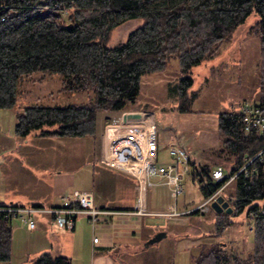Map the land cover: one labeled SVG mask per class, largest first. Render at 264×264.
<instances>
[{
  "label": "trees",
  "instance_id": "16d2710c",
  "mask_svg": "<svg viewBox=\"0 0 264 264\" xmlns=\"http://www.w3.org/2000/svg\"><path fill=\"white\" fill-rule=\"evenodd\" d=\"M251 13L261 39L260 100L264 101V0H0V108L17 103L18 85L37 70L63 75V90H93L89 102L31 103L17 109L15 132L42 135L98 134L100 111L120 112L139 92L144 73L165 70L177 54L180 75L174 90L182 110H189L193 66L213 56ZM142 16L126 38L110 44L114 28ZM219 134L236 169L264 145L256 127L245 129L240 111L219 114ZM212 166L191 160V171L204 197L221 184ZM235 190L224 193L233 210L215 211L216 233L233 223V214L264 201V167L237 175ZM193 210L191 212H199ZM246 212V213H247ZM252 249L234 256L222 241L202 250L194 264H264V216L252 220ZM12 229L0 216V262L9 264ZM30 264H72L65 254L41 252Z\"/></svg>",
  "mask_w": 264,
  "mask_h": 264
},
{
  "label": "rangeland",
  "instance_id": "374dc122",
  "mask_svg": "<svg viewBox=\"0 0 264 264\" xmlns=\"http://www.w3.org/2000/svg\"><path fill=\"white\" fill-rule=\"evenodd\" d=\"M257 19L258 15L251 13L213 56L193 66L194 82L190 87L189 110L179 108V96L173 88L181 73L177 54L169 56L165 70L143 74L139 92L134 100L128 102L127 107L155 111L160 143H164L160 150L161 159L168 158L166 146L170 139L176 138L194 154L199 165L208 163L209 166H216L221 163L224 170L230 171L233 159L230 153H225L219 134V114L224 110L241 111L244 103L260 100L261 39L252 26ZM142 21L143 17L138 16L117 25L109 43L117 44L124 40L129 30ZM62 80L63 75L58 72L44 73L37 70L21 78L17 103L12 107L0 108V202L15 201L10 199L8 193L19 195L50 191L53 187L51 183L55 185L54 173L60 168L67 173L68 184L73 181L68 187L69 191L85 187L97 189L93 183V169L98 153L96 134L48 136L40 134L39 130H32L25 141L23 135L15 132L17 109L27 104L39 102L65 105L89 102L94 98L93 90H63ZM115 113L100 111L98 128L103 129L108 121L106 115ZM153 177L160 180V176ZM49 178L50 183L47 182ZM181 182L184 191L177 197L171 194L172 185L169 183L157 186L160 204L152 207L167 209L176 206L184 209L205 199L200 183L195 182L190 173L185 174ZM235 186L233 180L225 186L223 192L234 191ZM256 201H264V197ZM246 212L247 207L233 214V223L220 234L216 233L212 206L206 211L190 212L189 224L179 230L169 228V234L164 237L166 245L173 244L170 264H194L202 250L218 241L224 244L228 242L227 249L232 255L246 256L253 244V235L249 230L250 218ZM30 231L24 225L17 229L12 264H29L25 251L33 245L30 242ZM157 243H151L150 246ZM150 246L142 248V251L147 252ZM119 253L125 255L127 252L122 249ZM132 261L137 264L136 259Z\"/></svg>",
  "mask_w": 264,
  "mask_h": 264
},
{
  "label": "crops",
  "instance_id": "0c3cea01",
  "mask_svg": "<svg viewBox=\"0 0 264 264\" xmlns=\"http://www.w3.org/2000/svg\"><path fill=\"white\" fill-rule=\"evenodd\" d=\"M131 109L133 108L131 107ZM115 114L106 115L105 119L107 118L108 121L105 125L112 120ZM98 129L99 132L96 136L98 153L96 154V163H94L93 183L96 184L99 192L97 194V189L94 188L85 187L83 189H93L95 203L98 206L114 209L132 208L137 197V178L128 172L102 162L99 149L100 132L102 129ZM30 134L31 132L24 136L26 138L25 141L28 140ZM159 144L161 146L160 150H162L164 143H160V138ZM184 148L189 153L191 160L196 161L194 154L189 152L186 147ZM165 150L168 151V158L161 159L159 151L161 162H168L173 159V155L169 149ZM214 167L215 165L212 166V168ZM65 174L67 173L63 168L58 169L54 173L55 185L51 183L53 187L46 193H19V195L8 193V196L11 200L20 201L25 204H40L46 207L61 204L62 195L73 184L72 180L68 184L69 180L66 179ZM190 175H192V179L195 182L199 183L192 173ZM158 176H160V180L153 177L147 187V202L150 206L160 204L159 188L157 186L167 184L163 176L156 175V177ZM47 182L50 183L51 179H47ZM170 192L173 194L172 190ZM34 214L37 220L34 228H29L26 222L20 218L18 220H15V218L10 220L12 238L9 264H12L14 235L22 225L31 230L32 234L30 242L33 245L25 251L26 259L30 260H28L29 264L44 251L68 255L71 258L72 264H135V261H132V259H136L137 264H170L174 251L173 244L169 243V246L166 245L164 237L169 234V228L179 230L184 225L189 224L190 220L189 215L173 217L171 219L153 215H143L135 218L127 213L117 211L103 213L101 219L94 227L85 215L77 216L73 225L58 226L50 211L37 210ZM159 229H166L167 235L158 240L156 245H145L143 241ZM96 233L99 235L98 241H94L93 239ZM146 246L150 247L144 253L142 248ZM122 249H126L127 253L125 255L119 253ZM3 263L0 262V264Z\"/></svg>",
  "mask_w": 264,
  "mask_h": 264
},
{
  "label": "built area",
  "instance_id": "2783aa9c",
  "mask_svg": "<svg viewBox=\"0 0 264 264\" xmlns=\"http://www.w3.org/2000/svg\"><path fill=\"white\" fill-rule=\"evenodd\" d=\"M129 111H139L140 116L125 118L124 114ZM245 129L249 131L256 127L264 134V101L253 103L246 102L241 111ZM167 147L173 155L168 162L159 160L158 130L156 114L149 109H122L112 120L106 124L100 132V159L103 163L118 168L134 175L137 178V197L135 204L129 209H114L101 207L95 203L93 189H75L62 195V203L46 207L40 204H25L21 202H0V216L8 219L21 218L29 228H34L37 220L34 212L37 210L50 211L58 226L73 225L76 217L85 215L93 224L102 217L103 213L124 212L132 217L153 215L166 218L181 217L188 215L193 210L206 211L211 202L223 192L225 186L233 181L240 173L249 174L258 169V163L264 167V145L252 155L246 156L244 163L230 171L224 170L223 164H217L212 168V176L222 184L203 201L193 207L180 209L176 206L167 209L154 208L147 202V187L151 178L156 175L165 177V181L172 185V193L176 197L184 191L181 182L185 174L191 171V158L186 149L176 139H171ZM250 220L257 216H264V203L250 207L246 213ZM254 228L251 221L249 229ZM98 241L97 234L93 237Z\"/></svg>",
  "mask_w": 264,
  "mask_h": 264
},
{
  "label": "water",
  "instance_id": "95a60500",
  "mask_svg": "<svg viewBox=\"0 0 264 264\" xmlns=\"http://www.w3.org/2000/svg\"><path fill=\"white\" fill-rule=\"evenodd\" d=\"M125 118L128 117H138L140 116L139 111H129L124 114ZM211 206L217 210V211H222L226 210L228 212H231L233 210V206L230 204L229 200L226 198L225 194L220 193L216 199H214L211 202ZM167 235V230L166 229H159L157 230L153 235L148 237L145 241V245H149L151 243H154L158 240H160L163 236Z\"/></svg>",
  "mask_w": 264,
  "mask_h": 264
}]
</instances>
